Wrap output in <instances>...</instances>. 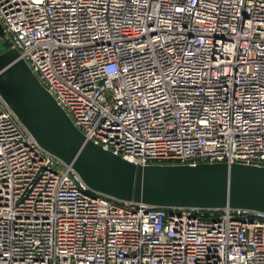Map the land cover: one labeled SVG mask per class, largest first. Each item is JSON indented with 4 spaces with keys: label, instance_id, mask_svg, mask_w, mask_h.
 Returning <instances> with one entry per match:
<instances>
[{
    "label": "built area",
    "instance_id": "2783aa9c",
    "mask_svg": "<svg viewBox=\"0 0 264 264\" xmlns=\"http://www.w3.org/2000/svg\"><path fill=\"white\" fill-rule=\"evenodd\" d=\"M0 25L86 141L264 168V0H0ZM0 264H264V213L96 193L0 96Z\"/></svg>",
    "mask_w": 264,
    "mask_h": 264
},
{
    "label": "water",
    "instance_id": "95a60500",
    "mask_svg": "<svg viewBox=\"0 0 264 264\" xmlns=\"http://www.w3.org/2000/svg\"><path fill=\"white\" fill-rule=\"evenodd\" d=\"M11 46L9 39L0 42L1 98L38 145L69 165L92 191L158 208L264 213V168L226 163L136 167L86 141Z\"/></svg>",
    "mask_w": 264,
    "mask_h": 264
},
{
    "label": "rangeland",
    "instance_id": "374dc122",
    "mask_svg": "<svg viewBox=\"0 0 264 264\" xmlns=\"http://www.w3.org/2000/svg\"><path fill=\"white\" fill-rule=\"evenodd\" d=\"M4 39H5V37L2 40H0V42L3 41Z\"/></svg>",
    "mask_w": 264,
    "mask_h": 264
},
{
    "label": "bare ground",
    "instance_id": "6f19581e",
    "mask_svg": "<svg viewBox=\"0 0 264 264\" xmlns=\"http://www.w3.org/2000/svg\"><path fill=\"white\" fill-rule=\"evenodd\" d=\"M97 193V192H96Z\"/></svg>",
    "mask_w": 264,
    "mask_h": 264
}]
</instances>
